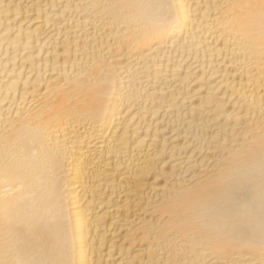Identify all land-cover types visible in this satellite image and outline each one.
Listing matches in <instances>:
<instances>
[{"label":"bare ground","instance_id":"obj_1","mask_svg":"<svg viewBox=\"0 0 264 264\" xmlns=\"http://www.w3.org/2000/svg\"><path fill=\"white\" fill-rule=\"evenodd\" d=\"M0 264H264V0H0Z\"/></svg>","mask_w":264,"mask_h":264}]
</instances>
